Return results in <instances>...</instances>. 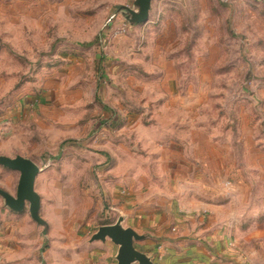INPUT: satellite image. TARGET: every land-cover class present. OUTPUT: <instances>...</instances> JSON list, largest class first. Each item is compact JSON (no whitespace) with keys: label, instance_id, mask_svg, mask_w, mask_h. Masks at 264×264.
Segmentation results:
<instances>
[{"label":"rangeland","instance_id":"rangeland-1","mask_svg":"<svg viewBox=\"0 0 264 264\" xmlns=\"http://www.w3.org/2000/svg\"><path fill=\"white\" fill-rule=\"evenodd\" d=\"M133 1L0 0V155L41 167L47 222L9 209L25 239L0 264H88L128 194L183 186L200 159L240 163L232 236L264 264V0H152L131 24ZM19 177L0 164L1 188Z\"/></svg>","mask_w":264,"mask_h":264},{"label":"crops","instance_id":"crops-1","mask_svg":"<svg viewBox=\"0 0 264 264\" xmlns=\"http://www.w3.org/2000/svg\"><path fill=\"white\" fill-rule=\"evenodd\" d=\"M219 165H209L204 159L191 161L187 166L190 179L183 186L177 181L175 189L156 187L148 194L137 191L125 198L121 205L125 213L123 224L145 236L134 244L154 264H250L233 239L237 224L232 222L225 201L226 194H242L240 163L232 161L226 170ZM225 180L233 185L232 192L225 189ZM1 204L0 257L10 242L22 248L19 241L25 239L26 230L19 227L25 218L13 214L7 206L1 209ZM90 245L88 264L117 263L119 246L110 238Z\"/></svg>","mask_w":264,"mask_h":264},{"label":"water","instance_id":"water-1","mask_svg":"<svg viewBox=\"0 0 264 264\" xmlns=\"http://www.w3.org/2000/svg\"><path fill=\"white\" fill-rule=\"evenodd\" d=\"M152 0H134L133 6L122 5L119 9L124 17L131 23L145 22L149 18ZM0 164L6 168L20 172L16 193L0 187V196L5 205L14 212H21L27 205L32 218L43 226H47L46 220L40 215L41 196L35 188L36 177L41 167L31 158L23 155L11 157L0 155ZM125 216L120 215L111 224H104L92 235L91 241H106L110 238L119 246L116 255V264H154L152 258L135 247V240H141L145 236L139 234L134 228L124 226Z\"/></svg>","mask_w":264,"mask_h":264}]
</instances>
